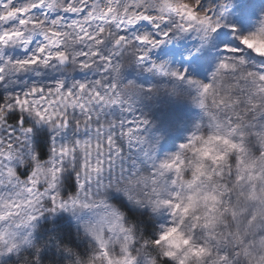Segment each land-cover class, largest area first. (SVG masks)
I'll return each instance as SVG.
<instances>
[{"label":"snow or ice","instance_id":"6c2138e0","mask_svg":"<svg viewBox=\"0 0 264 264\" xmlns=\"http://www.w3.org/2000/svg\"><path fill=\"white\" fill-rule=\"evenodd\" d=\"M252 37L264 0H0V264H264Z\"/></svg>","mask_w":264,"mask_h":264},{"label":"clouds","instance_id":"9594fccd","mask_svg":"<svg viewBox=\"0 0 264 264\" xmlns=\"http://www.w3.org/2000/svg\"><path fill=\"white\" fill-rule=\"evenodd\" d=\"M249 43L257 50L264 51V37H252ZM193 147L195 151H188L185 153V157L189 160H191L193 156H198L201 161L211 159L216 156L219 151L223 150V145L214 139L197 142ZM197 163L199 164V161ZM201 171H203V169H201ZM191 191H195V189ZM201 195H203V193H201ZM167 241L174 248H182L185 243L178 231L170 232Z\"/></svg>","mask_w":264,"mask_h":264},{"label":"rangeland","instance_id":"374dc122","mask_svg":"<svg viewBox=\"0 0 264 264\" xmlns=\"http://www.w3.org/2000/svg\"><path fill=\"white\" fill-rule=\"evenodd\" d=\"M175 52H177V46L174 44V45H170V46H168V47H166V48H164L162 50H159L157 54L158 55H160V54L168 55V54H172V53H175ZM176 58L179 59L178 56ZM153 103L154 102H151V101L147 102L146 105H145V110L150 111L151 115L154 118H159L160 117L161 111L164 110V106H170V107L174 108L178 112H183V113L187 114L189 117L195 111L194 109L193 110H189L186 107H183V106H180V105H169V101L166 98L161 99L158 102L161 105L160 109L154 108L153 107ZM180 142H182L181 136L177 135V136L171 137L170 140L168 141V143L165 145V148H166V150H175V146L178 145ZM67 219L68 218H66V217H62L60 219V222L63 223ZM47 223L48 222L46 221L45 224H47ZM69 223H70V221H69Z\"/></svg>","mask_w":264,"mask_h":264}]
</instances>
